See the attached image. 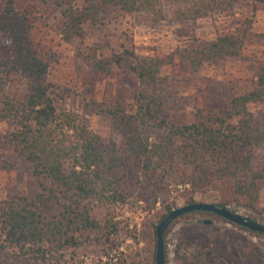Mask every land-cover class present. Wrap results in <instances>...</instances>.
<instances>
[{
    "label": "trees",
    "instance_id": "obj_1",
    "mask_svg": "<svg viewBox=\"0 0 264 264\" xmlns=\"http://www.w3.org/2000/svg\"><path fill=\"white\" fill-rule=\"evenodd\" d=\"M50 1L61 41L74 43L84 39L87 24L112 12L146 14L155 24H190L254 0ZM2 2L0 37L12 47L11 56L0 59V122L11 125L2 169H14L13 159L26 162L35 183L32 199L0 201V251L6 256L26 264H67L65 251L71 252V262L78 252L92 250L107 259L104 264H147L140 251L110 258L122 230L111 211L132 196L154 201L171 183L189 184L193 192L211 189L227 201L244 199L255 208L264 187V159L256 164L253 156L264 147V126L249 106L264 105V71L253 89L234 96L228 108H196L193 120L183 124L164 117L156 91L161 69L173 55L146 57L125 49L105 56L104 45L77 48L76 57L91 73L102 78L114 74L119 85L127 79L137 85L129 105L116 100L95 107L121 138V143L104 141L82 113L69 107L68 90L47 79L48 65L32 48L31 7L19 0ZM250 21L212 41L178 48L174 55L192 72L236 58L251 35ZM95 210L104 212L100 220ZM141 235L132 234L136 244L155 241L154 223L145 224Z\"/></svg>",
    "mask_w": 264,
    "mask_h": 264
},
{
    "label": "rangeland",
    "instance_id": "obj_2",
    "mask_svg": "<svg viewBox=\"0 0 264 264\" xmlns=\"http://www.w3.org/2000/svg\"><path fill=\"white\" fill-rule=\"evenodd\" d=\"M33 11L34 26L31 32L33 51L48 65L47 79L68 90V105L82 113L89 127L104 141L121 143L112 133L107 120L96 114L97 105L122 100L131 103V93L137 88L132 79L119 85L116 76L105 78L93 74L76 57V50L94 44L104 45L105 56L112 52L133 50L140 56H172L169 65L163 66L156 88L166 119L190 123L196 108L223 110L236 95L253 89L257 74L264 71V0L244 1L229 14L198 20L190 24H155L146 14H120L112 12L87 24L82 41L64 43L57 32L58 14L50 0H19ZM3 2L0 0V12ZM251 20V35L241 54L218 62L205 64L199 71H190L188 64L174 55L176 49L191 43L209 42L224 32L232 30L244 20ZM12 47L0 37V59L8 58ZM253 117L264 126V105L249 106ZM238 121H232L236 124ZM10 123L0 122V201L26 198L35 193V183L30 166L23 161L11 160L14 169H2V161L9 155L5 138ZM264 159V147L256 148L253 163ZM225 190V189H224ZM219 196V197H217ZM154 201L142 197H129L124 204L112 209L114 221L122 229L120 246L112 254L113 261L138 251L147 264L155 260V241L132 239L134 231L142 236L145 224L153 222L166 212L195 202L215 203L239 215L264 225V187L254 209L247 202L227 201L223 195L209 189L205 193L193 192L189 184L171 183ZM222 204H221V203ZM50 210H56L50 207ZM98 220L104 212L95 210ZM130 232L126 233V230ZM165 264H264V234L249 232L224 221L217 215L205 212L187 213L173 221L164 232ZM207 253H210L208 255ZM71 252L65 251L67 264H104L107 259L92 250L78 252L70 262ZM21 258H10L0 251V264H26ZM80 262V263H79Z\"/></svg>",
    "mask_w": 264,
    "mask_h": 264
},
{
    "label": "water",
    "instance_id": "obj_3",
    "mask_svg": "<svg viewBox=\"0 0 264 264\" xmlns=\"http://www.w3.org/2000/svg\"><path fill=\"white\" fill-rule=\"evenodd\" d=\"M191 212H205L220 216L226 221L244 228L255 234H264V225L248 219L215 203L195 202L185 204L170 211L156 226L155 229V260L154 264H165L164 232L177 218Z\"/></svg>",
    "mask_w": 264,
    "mask_h": 264
},
{
    "label": "flooded vegetation",
    "instance_id": "obj_4",
    "mask_svg": "<svg viewBox=\"0 0 264 264\" xmlns=\"http://www.w3.org/2000/svg\"><path fill=\"white\" fill-rule=\"evenodd\" d=\"M218 217H220V216H218ZM221 218V217H220ZM221 219H223V218H221ZM224 221H226L225 219H223ZM230 223V222H229ZM244 229V228H243ZM246 230V229H245ZM248 231V230H247ZM250 232V231H249Z\"/></svg>",
    "mask_w": 264,
    "mask_h": 264
}]
</instances>
